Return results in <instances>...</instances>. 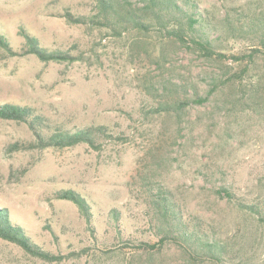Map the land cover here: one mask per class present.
<instances>
[{
	"label": "rangeland",
	"instance_id": "1",
	"mask_svg": "<svg viewBox=\"0 0 264 264\" xmlns=\"http://www.w3.org/2000/svg\"><path fill=\"white\" fill-rule=\"evenodd\" d=\"M195 1L215 31L211 57L154 32L117 38L63 16L87 13L90 0H0V32L13 47L24 42L23 27L40 46L73 57L3 58L0 103L29 105L51 126H104L110 135L97 149L11 151L34 137L25 124L0 119V207L34 245L64 257L46 262L0 239V264H197L174 243L144 246L158 241L149 189L166 191L184 218L236 238L247 254L256 251L253 264H264V229L214 192L224 185L245 200L264 198V59L251 52L262 49L257 37L227 35L264 0ZM239 55L244 60L232 58ZM205 97L180 117L151 112L165 100ZM59 190L82 196L91 221L73 202L55 199Z\"/></svg>",
	"mask_w": 264,
	"mask_h": 264
},
{
	"label": "trees",
	"instance_id": "2",
	"mask_svg": "<svg viewBox=\"0 0 264 264\" xmlns=\"http://www.w3.org/2000/svg\"><path fill=\"white\" fill-rule=\"evenodd\" d=\"M91 8L85 14L74 15L65 10L68 22L73 24L95 26L111 31L114 37L121 38L124 33L136 30L138 33L154 32L162 39L174 40L189 49L197 50L207 57L215 55L214 29L204 17L195 0H90ZM244 15L243 19H236V28L232 23L227 28L228 36L248 35L258 38L261 51L252 49V54L259 52L264 59V9L251 15L250 20ZM230 22V20H228ZM232 21V20H231ZM19 36L24 42L17 48L13 47L7 37L0 32V60L6 57L25 56L32 54L41 61L73 60V57L60 50H48L38 44V39L25 28H20ZM218 36V35H217ZM222 57V53H217ZM244 55L232 56L236 60H244ZM250 55L248 57H251ZM247 58V56H246ZM234 78H238L237 76ZM171 88L169 96L176 94V85L167 82ZM197 96V95H196ZM205 98L170 101L158 103L151 112L167 116L180 117L186 105L190 102L202 104ZM0 119L25 124L33 135V141L28 143H14L11 151L56 148L63 149L77 144H86L92 149L99 146V138H109L104 126H85L79 129H66L51 126L43 115L29 105H22L15 101L0 103ZM206 174V173H205ZM207 177L206 175H203ZM208 180H205L207 182ZM258 183L264 188V176ZM149 189V207L152 210L150 224L157 230L158 241L152 245L144 244L150 249H159L166 243H174L193 262L202 264L211 261L215 264H253V255L247 254L244 246L236 239L223 235L212 226L206 227L198 218H184L180 204L166 191L159 190L151 194ZM214 192L231 202L248 216L252 217L264 229V198L245 200L237 196L230 187L224 185L214 189ZM170 194V193H169ZM171 195V194H170ZM53 197L59 200L73 202L90 222L91 214L85 199L73 190H59ZM154 222V223H153ZM151 226V227H152ZM120 234V233H119ZM0 239L17 245L25 253L46 262H58L64 257L53 255L34 245L26 235L21 225L10 219L6 209L0 207ZM252 256H255L254 258Z\"/></svg>",
	"mask_w": 264,
	"mask_h": 264
}]
</instances>
